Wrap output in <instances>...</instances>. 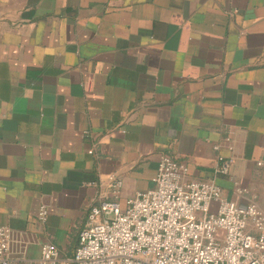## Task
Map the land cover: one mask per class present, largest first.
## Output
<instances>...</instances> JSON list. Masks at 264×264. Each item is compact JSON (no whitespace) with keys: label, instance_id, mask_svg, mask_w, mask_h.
<instances>
[{"label":"crops","instance_id":"0c3cea01","mask_svg":"<svg viewBox=\"0 0 264 264\" xmlns=\"http://www.w3.org/2000/svg\"><path fill=\"white\" fill-rule=\"evenodd\" d=\"M162 156L264 208V0H0V227L26 260L72 257L100 185L124 206Z\"/></svg>","mask_w":264,"mask_h":264},{"label":"built area","instance_id":"2783aa9c","mask_svg":"<svg viewBox=\"0 0 264 264\" xmlns=\"http://www.w3.org/2000/svg\"><path fill=\"white\" fill-rule=\"evenodd\" d=\"M218 161L223 163L216 174L227 175L233 160ZM100 186L115 199L122 181L112 174ZM259 189L264 191V182ZM107 192L90 203L72 257L42 244L39 258L28 261L27 246L34 239L0 227V264H264V208L257 194L239 183L233 188L236 200H227L215 179H189L184 163L162 156L152 188L124 206L108 200ZM47 214L40 207L36 220L44 222Z\"/></svg>","mask_w":264,"mask_h":264}]
</instances>
